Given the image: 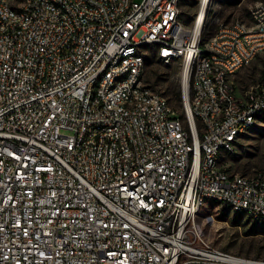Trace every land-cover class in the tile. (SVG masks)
Returning <instances> with one entry per match:
<instances>
[{
	"label": "built area",
	"instance_id": "2783aa9c",
	"mask_svg": "<svg viewBox=\"0 0 264 264\" xmlns=\"http://www.w3.org/2000/svg\"><path fill=\"white\" fill-rule=\"evenodd\" d=\"M182 1L0 0V264H264L193 230L206 201L264 221V172L221 161L264 115V80L232 81L264 0L205 42L210 0L191 26ZM145 45L187 72L181 112L143 82Z\"/></svg>",
	"mask_w": 264,
	"mask_h": 264
},
{
	"label": "rangeland",
	"instance_id": "374dc122",
	"mask_svg": "<svg viewBox=\"0 0 264 264\" xmlns=\"http://www.w3.org/2000/svg\"><path fill=\"white\" fill-rule=\"evenodd\" d=\"M199 0H183L179 7V20L191 26L197 16ZM260 0H210L205 16L201 42L215 33V21L233 19L248 22L249 8ZM144 56L143 82L161 95L177 111H182V68L178 60L168 63L156 55L153 46L141 48ZM264 80V52L237 72L232 81L238 93ZM180 116L179 113L176 114ZM230 171L242 175L264 172V115L255 126L242 134L232 155L221 159ZM193 230L215 249L233 256L264 261V222L253 221L241 214H234L226 205L206 201L196 212Z\"/></svg>",
	"mask_w": 264,
	"mask_h": 264
},
{
	"label": "bare ground",
	"instance_id": "6f19581e",
	"mask_svg": "<svg viewBox=\"0 0 264 264\" xmlns=\"http://www.w3.org/2000/svg\"><path fill=\"white\" fill-rule=\"evenodd\" d=\"M203 8L204 7L202 6L201 11L203 10ZM200 20H201V17L198 18V21H197V24H196V27L197 28L199 27ZM187 83H188V75H187V72L186 71H183L182 72V86H183V90L184 91L187 90Z\"/></svg>",
	"mask_w": 264,
	"mask_h": 264
},
{
	"label": "trees",
	"instance_id": "16d2710c",
	"mask_svg": "<svg viewBox=\"0 0 264 264\" xmlns=\"http://www.w3.org/2000/svg\"><path fill=\"white\" fill-rule=\"evenodd\" d=\"M262 222H264V221H262Z\"/></svg>",
	"mask_w": 264,
	"mask_h": 264
}]
</instances>
